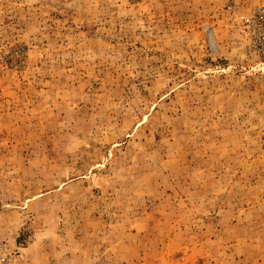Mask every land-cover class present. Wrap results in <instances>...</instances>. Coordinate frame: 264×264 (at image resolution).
Masks as SVG:
<instances>
[{
  "label": "rangeland",
  "instance_id": "1",
  "mask_svg": "<svg viewBox=\"0 0 264 264\" xmlns=\"http://www.w3.org/2000/svg\"><path fill=\"white\" fill-rule=\"evenodd\" d=\"M264 0H0V249L14 264H264Z\"/></svg>",
  "mask_w": 264,
  "mask_h": 264
},
{
  "label": "built area",
  "instance_id": "2",
  "mask_svg": "<svg viewBox=\"0 0 264 264\" xmlns=\"http://www.w3.org/2000/svg\"><path fill=\"white\" fill-rule=\"evenodd\" d=\"M243 26L253 38L255 48L264 52V7H257L243 19ZM15 256L0 249V264H14Z\"/></svg>",
  "mask_w": 264,
  "mask_h": 264
}]
</instances>
